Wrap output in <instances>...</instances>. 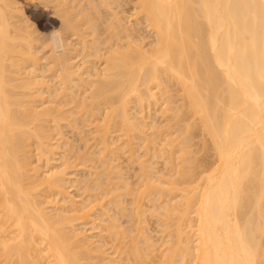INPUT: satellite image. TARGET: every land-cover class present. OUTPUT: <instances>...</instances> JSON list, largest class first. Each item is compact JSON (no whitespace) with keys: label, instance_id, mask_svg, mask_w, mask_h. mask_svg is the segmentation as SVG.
<instances>
[{"label":"bare ground","instance_id":"6f19581e","mask_svg":"<svg viewBox=\"0 0 264 264\" xmlns=\"http://www.w3.org/2000/svg\"><path fill=\"white\" fill-rule=\"evenodd\" d=\"M44 2L46 4H55L56 8L59 9L58 14H61L66 19L65 23L66 25L68 23L69 29H74L72 32L75 31L74 34L77 32V36L79 33L81 38L78 36V39H82V41L80 39L79 41L82 42V47L85 46V48L81 47L82 49L90 48L92 41H89V38L95 34L94 37H91L93 38L94 46V48L91 46L94 51L92 55L99 53L96 57L98 55L105 56L106 59L98 56L105 59V66L102 65V68H104L101 69L102 72L99 70L100 68L98 69L99 73H97V70L95 71L96 77L94 73L95 79L92 78L94 79L92 83L90 80L89 82L87 81L88 84L91 83L88 87V85L84 84L83 65L75 69L76 63L74 64V61L70 63L71 57L69 56V59L67 56V51H69L67 43H64L63 40L57 41V47L61 49L57 52L53 48L51 39L52 48L51 50L49 49L51 51V55H49L51 60H47L48 62L45 65L48 66V69L46 68L45 71L55 72L56 78H53L57 79V81L54 88L57 87V89H53L46 84L48 82L43 81V78L38 75L39 73L37 74V71L40 70L39 64H41L38 61L43 58L39 57L41 55H36L38 50H36L35 45L39 43L35 44L37 38L35 39L32 36L35 31L33 33L28 31L27 23L25 22L27 20L24 21L26 27L24 25L21 26V22L25 18L23 16L24 18L22 19L21 12L24 11L21 10L15 0H0V264H264V0H44ZM128 2L132 4L134 10L132 15L137 18L134 26H132L133 24H128L129 18L127 16L122 15V12H126L125 9L126 5L129 4ZM108 14L110 18L105 17ZM103 17L106 18L108 26ZM18 18L22 21L20 22ZM143 25H145V28ZM67 26L64 27L68 29ZM101 27L102 29L105 28L101 30ZM141 29H147L151 33V37H153L148 47H146L147 44H142L145 39H143V34L140 35L144 31ZM139 30L142 32L138 33ZM100 36L102 39H100ZM139 37H142V39ZM95 39L97 41L100 40L101 43L100 41L98 43ZM88 42H91L89 46ZM32 51H34L33 54ZM77 51L79 52L78 48L75 51L78 54ZM88 55H91V53H88ZM42 72H44V67ZM78 81L84 82L82 84L87 87L84 86L86 89L83 88L86 92L82 90V97L75 94L73 99L69 98L71 89L74 91V88H78V85H80L77 84ZM175 86H178V89H175ZM42 87L48 88L50 95L52 94L53 100L51 102L55 103L58 101V107L54 104V106L52 105L53 107L50 106L52 103L47 107L49 101L46 104L43 103V105H46L42 106L43 108H39L38 104L34 103L36 100L38 103L43 100L42 96L39 95L43 94L41 91L47 93V90L45 91V88L43 89ZM88 88H92L90 89L91 91ZM59 89L65 91H62L65 93L63 96H68L67 100L69 103L67 105V100H64L66 97L63 99L66 102L61 100L63 93L59 95L61 93ZM87 92H89V95L86 94ZM180 92L181 94H179ZM53 94L59 95V100ZM176 94L179 95L177 96ZM23 95L27 97L24 98ZM83 95L85 96L83 97ZM19 96L20 99L18 98ZM39 96H41L42 100ZM77 96H80L79 99L83 98L77 101H81V104L86 99L82 104L84 106L87 103V98L90 104V98L91 100L93 99L92 103H94L91 104L92 106L97 104L96 107L91 106L90 110V106L86 105L87 107L85 108L88 109L87 111L90 114L96 115L97 112L95 110L99 111L101 105L104 107V110H102L104 111L103 120H100L102 119L101 111L98 121L96 120L95 122L99 124L101 121V123L105 122L107 125L101 124L102 126L104 125L103 128L97 125L95 131L92 130L99 135L97 140L101 141V143L99 142L101 144L99 145L103 147L100 148L101 152L103 149L114 153L113 151L116 149L121 150L125 147V143L118 145L115 144L114 138L110 139L109 128H112L113 125H115V128L120 127L117 130L124 132V134L121 133L122 136L130 133V135L136 133L142 136L143 127L145 126L142 125V122L137 121L140 117L133 116L131 112L135 103L136 106L141 107V115L144 108H146V104L148 107H151L152 104L157 106L161 98L163 105L165 104L164 108L161 107V103L159 105L163 112L168 114L171 111L169 118H173L170 120L175 119V124L177 123L180 128L184 127L183 130L179 127L178 129L175 128L178 131L176 132L175 130L174 133H177V135L183 133V135L179 134L176 136V139L180 137L177 140L172 137L173 140L171 141V133L168 129L169 127L171 130V122V127L167 126V128L162 130H156L155 135H160L159 138L164 137V134L165 138L170 137L168 141L170 146L168 143L165 144L167 142L165 139H162V141L165 140L164 142L161 141L162 145L165 144V146L163 148L158 147L157 143L155 147L156 143L154 142L157 137L150 138L154 134L148 135L152 140L155 138L154 141L147 138L144 141L146 143L149 141L146 144V150H151V153H154V151L152 152V149H154L157 154L159 148L160 152H166V154L169 152L166 156H168L170 161L167 162H171V166L176 163L177 167H175L176 169L174 168L175 170L173 169L175 172H172L174 175L170 180L162 179V182L159 181L160 183L154 182L158 178L154 180L153 177L151 178V174L146 177V171L145 174L142 173L145 176L142 182H146L145 185H142V188L145 186V190L141 189L143 191L141 193L142 199L143 195H147L150 198L151 195L155 196V194H159L158 196L161 200H165L166 197L168 198L175 193V198L179 194L182 197H180L182 202L179 204L182 207L178 206L179 202H176L177 204L172 202L174 201L173 196L170 197L171 200H169L170 198L166 200L172 203L166 202L168 203V205L165 204L166 207L164 204L160 205L163 208L161 210L163 211L162 214L165 213L163 217L165 221H163H167L166 224L163 222L166 226L163 223L162 225L168 228L170 226V228H164L166 231L168 230L165 232V234L167 233L166 235L163 234L164 238H167L163 245L165 248L160 250V252L158 251V254H156L157 252L154 254L153 251L158 246L156 245L157 247L152 248L153 245L149 242L150 238L148 236H144V240V237L141 236L143 234L140 235L139 232L141 231L136 230L137 228L134 229L138 231V234L131 236L128 232H132L133 230L131 231L130 228L133 229V227L125 226L130 230L126 228L124 230V226L120 228L119 226L122 224L117 225L118 223L115 227V223L112 225L114 229L111 226L109 227L111 230L109 232V242L111 244L109 249L104 250L101 248L102 246H99L100 243L98 244L99 247L96 246L95 242L86 234L82 236L83 234L75 226V221L87 220L89 216H92V213H90L92 209L90 210L88 206H78V208L75 207L72 210L70 206L72 211L68 212L69 205L64 203L66 206L63 204V206H60L58 205L60 204L59 201H53L55 194L64 195L67 193L64 184L68 170L66 167L65 170L47 166L46 171H41L43 167L34 162L33 155L38 150L39 153L37 152V154L41 155L40 158L45 157L48 161L50 154L56 152L55 149L57 150V147L51 143L53 136L54 139L56 138L52 134L54 133L52 130L53 124L58 123L59 128V123L61 122L62 126L60 127L62 128L64 126L63 122H65L62 120L67 119L68 121L69 119L72 125L76 122L77 127L79 126L78 124L84 121L86 125V119H83L84 121L82 122L81 118H86L88 112L81 108L80 103L76 102ZM174 97L177 99H174ZM60 100L62 103H60ZM74 100L76 103L73 102ZM72 102L75 104L71 108L73 110L75 108V111L70 110V107H68L70 109H66ZM172 103L176 106L170 107ZM61 105L62 107H60ZM67 110L71 111V115L72 113L74 114V116L72 115L73 120H71L70 111L68 112ZM76 110H83L82 112L84 113L86 111V115L83 116L84 113L81 112L79 113L82 115L78 114ZM92 114L87 116V118H90ZM76 115L79 118L82 116L80 122ZM193 116L198 117V120ZM93 117L94 120L95 117L97 118V116ZM143 118L139 120L143 121ZM190 118H194V123L196 122L197 126L193 122L190 125ZM89 120L91 119H88L86 126L91 124L92 121L89 122ZM51 121L52 123H50ZM71 121L74 122L72 123ZM184 121L186 124L181 126L180 123L184 124ZM188 121H190V124L187 125ZM38 124L39 127L37 129ZM147 124L144 125L147 126ZM177 124L173 126L175 127ZM49 125H51V128ZM33 126L36 129H33ZM74 127L77 128L75 125ZM174 127L172 128L174 129ZM194 128L196 130L193 131ZM197 128H200L201 132L203 131V133L200 132L201 134L204 135L205 133L210 137L212 147H214L216 153V156H214L217 157L214 165L212 163V165L207 167L206 164L208 163L204 164L206 168H203L201 161L197 162L195 157L196 162L194 161V153L190 155L192 147H189L192 144L195 145L192 139H196L194 136L197 135L199 130ZM81 129L77 130L81 131ZM83 132L85 131L81 133L83 134ZM59 133L62 134L63 132L59 131ZM59 133L58 137H60ZM111 136H113L112 133ZM143 136L145 135L143 134ZM85 138L87 137L83 139ZM61 139L59 141L56 140V142L61 143ZM189 142L192 144L188 147ZM86 143L84 142L82 147L84 145L87 147ZM33 144L37 145L36 149H33ZM63 144L65 145V143ZM99 145L98 147L96 145V147L99 148ZM115 145L117 146L116 149L114 148ZM159 145L161 146V144ZM175 145L176 148L179 147L181 149L177 151L174 148ZM166 146L170 149L166 150ZM70 147H72L71 143ZM77 147L80 146L78 145ZM87 149L91 148L88 147ZM86 150L85 153L83 152L84 154L82 153L83 150L79 152V155L86 156L89 159L88 162L93 161L94 158L91 159L88 156L90 153L86 152ZM102 153L101 155H103ZM176 153L179 155L177 156ZM196 153L198 152L196 151ZM38 155L36 158H38ZM77 155L78 153L76 157H78ZM173 156L174 158L177 157L175 158L176 160L173 159ZM79 157V160L82 159V165L85 161L84 164L86 166L87 160H84L85 158L82 156ZM191 157L194 166L192 162H189ZM40 158L38 161L43 160ZM106 160L104 159V161ZM144 161H141L140 166L142 169L146 167V161ZM172 161L173 163L175 161V163L173 164ZM196 163L200 165L201 169L203 168L202 170L200 169L201 171L198 170L199 172L196 169L198 167ZM189 168L193 172L196 170L194 175H192L193 172L191 171V173ZM108 170L111 172L109 168ZM202 171L206 172V174L203 173V175L199 176ZM197 173L200 174L198 175ZM110 175L108 173L104 177ZM187 175H191L193 179L190 177L188 178L189 181L185 179L186 185V182L190 184L192 181L196 182V178L201 177L200 181L198 178L200 183L197 181L194 186L195 188L199 184V188L197 187L199 190L196 188V190L192 189L193 186L191 188L179 187L181 188L180 192L178 184L182 182L183 185V177L187 178ZM114 176L116 177L115 174ZM102 177L103 175H101V180ZM148 178L154 181H150ZM104 180L105 178L102 181ZM178 180L180 182H177ZM106 181L108 182V179ZM100 183L102 189L110 186L109 183L103 187V183ZM114 186H117V184ZM139 187L141 188V185ZM108 189L110 190V188ZM177 189L180 193H177ZM45 190L50 193L44 194ZM109 190H107V196L109 195ZM112 190L109 192L110 194ZM52 194H54L53 199H51ZM98 197L100 196L98 195ZM94 199H97V197ZM181 199L179 200L181 201ZM121 201L123 202V200ZM56 202L58 203L56 204ZM64 202L67 203V201ZM90 206L92 208L91 204ZM126 207L124 205V208L122 207L123 210ZM155 208L157 212L160 207ZM127 210L129 211V208ZM133 210L135 209L133 208ZM73 211L74 214H72ZM126 211L125 214H127ZM75 212L78 213L75 214ZM128 215L126 216L129 217ZM132 215L134 217L137 216L135 211ZM134 217H132L133 221ZM130 223L133 224V222ZM129 236H131L130 239ZM127 237L128 239L126 240ZM152 238L151 241H154ZM141 239L148 246H142ZM146 240L147 242L145 243ZM93 244L94 247L92 246ZM159 247L161 248L162 246ZM101 249H103L102 254L99 252ZM94 251H98L97 255H100H95L97 252L95 253Z\"/></svg>","mask_w":264,"mask_h":264},{"label":"rangeland","instance_id":"374dc122","mask_svg":"<svg viewBox=\"0 0 264 264\" xmlns=\"http://www.w3.org/2000/svg\"><path fill=\"white\" fill-rule=\"evenodd\" d=\"M14 1V0H13ZM15 2L20 6V8H21V10H23L24 12H21L22 13V19L24 18V20L22 21L20 18H18V20L21 22V26H23L24 25V21L25 20H27V21H25L26 23H27V29H28V31H30V32H34L33 33V35L32 36H34V38L36 39L37 38V41H35V44L36 43H39L38 45L36 44L35 46V48H36V50H38L37 52L39 53H37L36 55H41V56H39V57H41V58H43V59H40L38 62L40 63L41 62V64H39V66H40V70H38L37 71V74L39 75V76H41V78H43V81H46V82H48V83H46L47 85H49V86H51L53 89H57V87H55L54 88V86H56L55 85V83H56V81H57V79H55L56 77H55V72H54V74H53V72L51 71H45L46 70V68L48 67L47 65H45L48 61L47 60H51V57L49 56V55H51V39L53 38V36H54V34H56V33H60V34H62V36H64L63 37V41H64V43H67L66 45H67V48L69 49V51L71 52V49H72V52L70 53L69 51H67V56H68V58L70 59V57H71V59L73 58V60H71L70 59V63H71V61L73 62L74 61V64L76 65V68L75 69H78V67L79 66H82V67H84V70H82L83 71V73H84V75H83V77L85 78V83L83 82V81H78L77 82V84H80V85H78V88H79V90H77L78 88L76 87V88H74L75 90L74 91H72L73 89H71V91H70V97L69 98H72L73 99V95H80L81 96V94L83 93L82 92V90H84L83 88H85L87 85H88V87L90 86V84L92 83V80H94L95 79V77H96V73H95V71L97 70V73H99L100 71H101V69H104V68H102L103 66L102 65H104L105 64V56L103 57L102 55L100 56V55H98V56H100V57H103V58H105V59H103V58H99L98 56L96 57V55L97 54H99V53H95L96 55H92V52L94 53V51L92 50V48H91V46L94 48V46H93V38H91V37H94L95 36V34H93V36L91 35V37L89 38V36H88V38H89V41H92V43L91 42H88V46H89V43H91L90 44V48L89 47H87L86 49H82V48H85V46L84 47H82L83 46V44H81L82 42H80V41H82V39H80L81 37L79 36V33H78V36L80 37L79 39H80V41H79V39H78V36L76 35L77 34V32H76V34H74V32H72L74 29H72V30H70L69 29V27L67 26L68 25V23H67V25H66V19L65 18H63L62 16H61V14H58L59 13V9L58 8H56V5L55 4H53V3H49V4H46V2H44V0H15ZM129 3V2H128ZM129 4H131V3H129ZM129 4H127L126 5V9H125V11L126 12H122L123 14V16H127L128 18V24H133L132 26H134V24H136L135 22L137 21L136 19V17H135V15H132V14H134L133 12H134V10H133V7H132V4H131V6H129ZM129 6V7H128ZM128 7V8H127ZM24 8V9H23ZM124 8H125V6H124ZM132 8V9H131ZM128 9V10H127ZM131 9V10H130ZM92 12V11H91ZM24 13V14H23ZM106 13V12H105ZM108 13V12H107ZM131 13V14H130ZM59 15V16H58ZM94 15V14H93ZM104 15V14H103ZM102 15V16H103ZM24 16V17H23ZM27 17V18H26ZM95 17V16H94ZM105 17H108V18H110V15L108 14L107 16L105 15ZM105 17H103L105 20H106V18ZM61 18V19H60ZM135 18V19H134ZM18 20H16V21H18ZM135 20V21H134ZM64 21V22H63ZM127 21V20H126ZM97 22V21H96ZM105 22V21H104ZM104 22H102L103 24H105ZM132 22H134V23H132ZM25 23V24H26ZM64 23V24H63ZM100 23H101V21H100ZM106 24H107V20H106ZM99 25V24H98ZM25 25H24V27H26ZM31 26V27H30ZM67 26L68 27V29H66L65 27ZM101 26V25H100ZM103 26H105V25H103ZM107 26H108V24H107ZM131 26V25H130ZM144 26V28H145V25H143ZM30 27V28H29ZM141 27V26H140ZM140 27H138V28H140ZM64 28H65V30H64ZM100 28V27H99ZM98 28V29H99ZM105 28V27H104ZM103 28V29H104ZM143 28V27H142ZM26 29V30H27ZM34 29V30H33ZM59 29V30H58ZM63 29V30H62ZM88 29H89V31L91 30L89 27H88ZM102 29V27H101V30H103ZM141 30H144V29H141ZM146 30V31H145ZM144 31H143V33H140V32H142V31H140L139 30V32L138 33H140V35L141 34H143L142 36H143V39H145L144 40V42L142 43L143 45H145V44H147V46L146 47H148V45H149V43L152 41V39H153V37H151V33L147 30V29H145ZM88 31V32H89ZM100 31V30H99ZM68 32H70V33H68ZM91 32V31H90ZM93 32V31H92ZM95 33H97V32H95ZM137 33V34H138ZM98 36V35H97ZM102 36V35H101ZM101 36H100V39H102L101 38ZM105 36V35H104ZM138 36H139V34H138ZM149 36V37H148ZM52 37V38H51ZM83 37V36H82ZM103 37V36H102ZM145 37V38H144ZM42 38V39H41ZM139 38H141L142 39V37H139ZM84 39V38H83ZM87 39V38H86ZM140 39V40H141ZM38 40H39V42H38ZM96 40V39H95ZM139 40V41H140ZM68 41V42H67ZM78 41V42H77ZM97 41V40H96ZM98 41H100V40H98ZM97 41V42H98ZM41 42V43H40ZM80 42V43H79ZM95 42V41H94ZM141 42H142V40H141ZM96 43V42H95ZM99 43V42H98ZM100 43H101V41H100ZM68 44H70V45H68ZM81 44V45H80ZM87 44V43H86ZM46 45V46H45ZM49 45V46H48ZM87 46V45H86ZM45 47V48H44ZM71 47V48H70ZM78 48L79 49V52H78V54L75 52L76 51V48ZM82 47V48H81ZM35 48H33L34 50H35ZM75 48V49H74ZM32 49V50H33ZM50 49V50H49ZM84 50V51H83ZM86 50V51H85ZM95 50V49H94ZM74 51V52H73ZM28 52H31V51H28ZM49 52V53H48ZM84 52V53H83ZM34 53V51H32V54ZM73 53V54H72ZM76 53V54H75ZM80 53V54H79ZM88 53H91V55H88ZM102 54V53H101ZM72 55V56H71ZM76 55V56H75ZM86 55H87V57H86ZM70 56V57H69ZM75 56V57H74ZM88 56H89V58H88ZM93 56V57H92ZM48 59H47V58ZM90 57H92V58H90ZM67 58V59H68ZM85 59H86V61H85ZM49 60V61H50ZM89 61H91V62H89ZM87 62V63H86ZM103 62V63H102ZM50 63V62H49ZM86 64V66L88 67H86L85 66V64ZM73 64V63H72ZM80 64V65H79ZM105 66V65H104ZM43 67H44V72H42L43 71ZM81 67V68H82ZM92 67V68H91ZM42 68V69H41ZM97 68V69H96ZM100 68V69H99ZM48 69V68H47ZM95 69V70H94ZM100 71H99V70ZM40 71V72H39ZM91 72L92 73V75H91V73H87V72ZM94 71V72H93ZM99 71V72H98ZM46 72V73H45ZM49 72V73H48ZM102 72V71H101ZM85 73H86V75H85ZM95 73V74H94ZM54 76H53V75ZM57 74V73H56ZM95 75V77H94V75ZM23 77H24V75H22ZM42 76H44V77H42ZM53 77H55V78H53ZM92 78H94V79H92ZM45 79V80H44ZM88 79V80H87ZM55 80V81H54ZM89 80L91 81V83L90 84H88L87 83V81L89 82ZM79 82H81V83H79ZM82 82L86 85H83L82 84ZM87 83V84H86ZM82 84V85H81ZM47 85H45V86H47ZM85 86V87H84ZM48 87V86H47ZM178 86H175V89L177 88ZM43 89L45 88V91L47 92V93H44V91H41V93H43V94H39V95H41L42 96V98H43V100H42V98H41V96H39L40 98H41V100L42 101H39V103H38V101L36 100V102H34L35 104H38L37 106H39V108H43L42 106H46L45 104L47 103V107L53 102H51V100H53L52 99V94L50 95V93H49V91H48V88H46V87H42ZM62 88V87H61ZM87 88V87H86ZM85 88V89H86ZM63 89V88H62ZM62 89H59V92H61V93H59V95L60 94H62L63 92H65V91H63ZM89 89V88H88ZM90 89H92V88H90ZM89 89V90H90ZM178 89V88H177ZM40 90H42V89H40ZM89 90H87V91H89ZM63 91V92H62ZM85 91V90H84ZM91 91V90H90ZM89 91V92H90ZM176 91H178V90H176ZM175 91V92H176ZM72 92V93H71ZM81 92V93H80ZM86 92V91H85ZM89 92H87L86 94L87 95H89ZM175 92H173V93H175ZM49 93V94H48ZM178 93V92H177ZM65 93H63L61 96H63ZM72 94V95H71ZM179 94H181V92L179 93ZM179 94H176L177 96L179 95ZM53 95H55V94H53ZM58 95V96H59ZM172 95H174V94H172ZM44 96V97H43ZM56 96V95H55ZM58 96H56L57 98H58ZM80 96L78 97L77 96V98L78 99H76V102L77 101H79V100H82V99H79L80 98ZM85 95H83V97H84ZM176 96V97H177ZM23 97L25 98V97H27V96H24L23 95ZM29 98H31L30 96H28ZM56 97H54L55 99H57ZM60 97V96H59ZM66 97V99H64ZM75 98H76V96H74ZM82 97V96H81ZM176 97H174V99L176 98ZM19 99H20V96L18 97ZM22 98V97H21ZM67 98H68V96L66 95V96H63V98L61 99V100H67ZM178 98V97H177ZM176 98V99H177ZM44 100H46L45 102H44ZM57 100H59V98L57 99ZM60 100V101H61ZM63 100V102H66V101H64ZM86 99H84V101H85ZM89 99L87 98V103L89 102L88 101ZM55 101V100H54ZM72 101V100H71ZM70 101V102H71ZM84 101L82 102V104L84 103ZM90 101H91V104H93L92 103V101H93V99L91 100V98H90ZM73 102H75V100L73 101ZM72 102V103H73ZM75 102V103H76ZM41 103V104H40ZM43 103H45L44 105H43ZM55 103H57V104H55ZM55 103H52L50 106H52L53 104L54 105H56L57 107L59 106L58 105V101H56ZM60 103H62V101L60 102ZM69 103V101L67 100V102H66V105ZM72 103H70V104H72ZM75 103H73L72 105H70L69 104V106H67L66 107V105H65V107H66V109H70ZM78 104L80 103L81 104V101L80 102H77ZM86 103V102H85ZM86 103V105H88V107H89V110L92 108V107H96V102H95V104L96 105H94V106H92L90 103H88L87 104ZM160 103H161V107L162 108H164L165 106V104L163 105V100L160 98ZM160 103H159V105H160ZM179 103H180V101H179ZM65 104V103H64ZM81 104V108L83 109L84 108V110H88V109H86L85 107H87L86 105L84 106V105H82ZM90 104V105H89ZM176 104V103H175ZM41 105V106H40ZM53 105V106H54ZM155 105V104H154ZM159 105H157V106H153V104H152V106H153V108H152V106L151 107H148V105L146 104V108H144V111H145V113H144V111H143V113H141V115H140V108L141 107H139V106H136V103L133 105V108H132V110H134V111H132L131 110V112H132V114H133V116H135V117H140L139 119H141V118H143L142 120L143 121H141V120H137L138 122H142V125L143 126H145V127H143V134L145 135V136H143V134H142V136L141 135H139V134H132V135H127L126 134V136H122V134L121 133H123L124 134V132L122 131H118L117 130V128L119 127L118 125V127L117 128H115L114 126L115 125H113L112 126V128H109L110 130V134H109V136L111 137L110 139H112V138H114V140L116 141V143L115 144H122V143H125V147H123V149H121V150H117L116 148H117V146L115 145L114 146V148L116 149H114L115 151H113L114 153H112L110 150H108L109 152H111V153H109L108 151H105V150H103L102 149V152H101V149L100 148H103L102 146H100L101 144V141L100 140H97L98 138H97V136H99L97 133H95L94 131H95V128L97 127V125L98 126H102L101 124H105V122H102L101 123V121L103 120V117H102V115L104 114V111H102V110H104V107H103V105H101L100 107L101 108H103V109H101L100 107H99V111H97V109L95 110L96 112H97V114L96 115H93L92 113V116L89 118H87V116H90L91 114L89 113H87V115H86V111H85V113L84 112H82V111H79V110H76V112H78V114H81V113H84V115L83 116H85L86 115V118L84 117V118H81L82 120V122L86 119V125H87V121H88V119H91V120H89V122L90 121H94L93 123L91 122V124H88V126H86L85 125V121L83 122V123H80V124H78L79 126L77 127V123L75 124H71L70 123V120L68 119V121H67V119L66 120H62V121H65V122H63V127H66V128H64L63 129V127L61 128L60 126H62V123L60 124L59 123V128H60V130H59V128H58V123L56 124L55 122H53V123H55V124H53V126H52V130H53V132L54 133H52L53 135H55V139H54V136H53V141L51 142V143H53L54 144V146H56L57 147V150L55 149V151L56 152H54V153H51L50 154V159H49V157H48V161H50V162H48L46 159H45V157H43V158H40L41 157V155H38L37 154V152L39 153V151L37 150V151H35V155H33V157H34V162H37L38 164H40V165H42V167H43V169H41V171H46L45 169H47L48 167H54V168H57V169H65V167H66V169L68 170L67 172V174H66V180H65V184H64V188H65V191L68 193H66V194H64V195H59V194H55V199H53L54 198V194H52L53 196H51L52 198L51 199H53V201H59V203L60 204H58V205H60V206H63V205H69V211L68 212H71L72 210H73V208L75 209V207H77L78 208V206L79 207H83V206H88L89 207V209L91 210V212L90 213H92L91 215L92 216H89V218H87V220H82V221H75V226H76V229L78 230V231H80L83 235L82 236H85V234H86V236H88L90 239H92V241H94L95 243V245L96 246H98V244L100 243V247L101 248H103L104 250L106 249H109V247L111 246V244H110V242H109V238H110V233L109 232H111V230L109 229V227L111 226V227H113L112 225L115 223V225H114V227L116 226V224L117 225H120V224H122V225H120L119 227L120 228H122L123 226V228H124V230H125V228L127 229V227H125V226H131V227H133V229L132 228H130L131 229V231L133 232V234H132V232H128V234L130 235L131 234V236L132 235H134V234H138V231H135V229L136 230H140L141 232H139V234L141 235V234H143V235H141V236H148V238H150L149 240V242L151 243V245H153L152 246V248H154V247H157L156 249H157V251H156V249H154L153 251H154V254H155V252H157L156 254H158L159 252H160V250H163V248H165V247H163V245L165 244V242L164 241H166V237L164 238V235H166L165 234V232H167L165 229H167L168 227H163V225H164V223L166 224V222H164L165 220H164V215H165V213H163L162 214V212L163 211H161V210H163V208H161V206L164 204V206L166 207V205L165 204H167L168 205V203H166V202H168L169 200H171V198L170 197H174V201H172V202H174V203H178V206H179V204H180V202H182V197L180 196V194H179V196L177 197L176 196V198H175V196L174 195H176V193L173 195V194H171L172 196H170V197H164L165 198V200L164 199H159V194L158 195H156L155 194V196H150V198H148L147 197V195H143V199H142V190H145V186H143V188H142V185H145V181H143L144 182V184H143V182H142V180H144V178H145V176H143V174L142 173H144L145 174V171L147 172L146 173V177H147V175L148 176H150V174H151V178L153 177L154 178V180L156 179V178H158V180L156 179L155 181L153 180V179H150V178H148L150 181L151 180H153L154 182H156V183H158L159 181H161L162 182V179L163 180H170L171 179V177H173V173L175 172L174 170L176 169L175 167H177V164L175 163V161H174V163H173V161H172V163L174 164V166H171V162H167V161H170L169 159H168V156H166V155H168V153L166 154V152L165 153H163V152H160V148H159V150H157L158 152H157V154H156V150H154V149H152V152L154 151V153H151L150 151L151 150H146L147 148V145L146 144H148L149 143V141H148V143H146V142H144V141H146L147 139L148 140H151V141H154L155 140V138H156V140H155V142L154 143H156V145H155V147L157 146V143H158V147H161V148H163V146H165V144H167L168 143V145L170 146V144H169V138L171 137V139H170V141L171 140H173V139H176L175 137L176 136H178L179 134L180 135H183V133L181 134V133H179L178 135H177V133H174L175 132V130H176V132L178 131L177 129H178V127L180 128V126H178V124H177V126H173V125H176L175 124V121L174 120H170V119H172V118H169L170 117V115H171V111L170 112H168V114L167 113H164L163 112V109H161V107L159 106ZM173 105V106H172ZM52 106V107H53ZM64 106V105H63ZM77 106H79V105H77ZM76 106V107H77ZM83 106V107H82ZM92 106V107H91ZM174 106H176V105H174L173 103L170 105V107H174ZM60 107H62V105L60 106ZM68 107H70V108H68ZM137 107V108H136ZM38 108V109H39ZM77 108H79V107H77ZM80 108V109H81ZM98 108V107H97ZM135 108V109H134ZM66 109H64V110H66ZM138 109V110H137ZM143 109V108H142ZM148 109V110H147ZM153 109V110H152ZM40 110V109H39ZM70 110H73V108H71ZM70 110H67L68 112L70 111ZM148 111V113H147V111ZM149 110H151V111H149ZM73 111H75V108H74V110ZM101 111H102V113H101ZM106 111H107V109H106ZM162 111V112H161ZM67 112V113H68ZM79 112H81V113H79ZM91 112V111H90ZM96 112H93V113H96ZM134 112H135V114H134ZM137 112V113H136ZM173 112V111H172ZM100 113H101V117H102V119H100L101 121H100V123L98 124V122L96 123L95 121L98 119V117L100 116ZM164 113V114H163ZM77 114V115H78ZM145 115V116H143V115ZM170 114V115H169ZM68 116H69V113L67 114ZM72 115L74 116V114L72 113ZM72 115H71V111H70V116H71V120H73L72 118ZM76 115V118H78L79 120V122H80V118L78 117ZM82 115V114H81ZM167 117H166V116ZM80 116V115H79ZM93 116H97V118L95 117V120H94V117ZM148 116V117H147ZM92 117H93V120H92ZM193 117H195V116H193ZM146 118V119H145ZM187 118V117H186ZM84 119V120H83ZM168 121H167V120ZM195 119H197L198 120V117L196 118L195 117ZM145 120V121H144ZM147 120V121H146ZM187 120V119H186ZM190 121H188V123H187V125L188 124H190V125H192V122L194 123V118H190L189 119ZM98 121V120H97ZM72 123L74 122V121H71ZM149 123V124H147V123ZM172 123V127H174V129L171 127V123ZM187 122V121H186ZM190 122V123H189ZM49 123V122H48ZM50 123H52V121L50 122ZM68 123V124H67ZM69 123H70V125L71 126H73L72 127V129H71V126L69 125ZM169 123V124H168ZM196 123V122H195ZM194 123V125L195 126H197L196 124ZM34 124V123H33ZM32 124V125H33ZM93 124V125H92ZM144 124H147V126L146 125H144ZM154 124V125H153ZM156 124V125H155ZM186 123H185V121H184V124H182V123H180V125L181 126H184ZM31 125V126H32ZM52 125V124H51ZM51 125H49L50 126V128H51ZM55 125H56V127H55ZM68 125V126H67ZM74 125L77 127V128H75L74 127ZM82 125V126H81ZM85 127H84V126ZM105 125H107V124H105ZM152 125H153V127H152ZM34 126L36 127V125L34 124ZM33 126V129H36L35 127ZM158 126V127H157ZM167 126H170L171 127V130H170V128L168 127V129H169V132L171 133V136L170 137H167V138H165L166 136H165V134H164V137H162V138H159V136L160 135H158V134H156L155 135V133L158 131L157 129H160V130H162V129H164V128H167ZM38 127H39V124L37 125V129H38ZM68 127V128H67ZM70 127V128H69ZM83 127V128H82ZM91 127H93V128H91ZM104 127V125L101 127V128H103ZM106 127V126H105ZM147 127V128H146ZM156 127V128H155ZM193 127V126H192ZM55 129V131H56V133H55V131H54V129ZM76 130H75V129ZM81 129V131L80 130H77V129ZM120 128V127H119ZM153 128V129H152ZM175 128H177V129H175ZM183 128L184 127H182V128H180L181 130H183ZM196 128V127H195ZM193 129V131L194 130H196V129ZM84 129V130H83ZM87 129V130H86ZM115 129V130H114ZM179 129V131L180 132H182L181 130ZM197 129H199L198 130V132H197V135L196 136H194L196 139H192L193 138V136H191L192 138H190V139H192V141L194 142V144L195 145H193L191 142H189V144H188V147L192 144V146H190L189 148H191L192 149V151L191 150H189V151H191V153H190V155H193V153H194V155H193V158L195 157L196 158V160H197V162L199 161H201V163L203 164H201L202 166H204V164H206V163H208V164H206L207 165V167L208 166H210V165H212V163H213V165L215 164V161H216V158L217 157H215L216 156V153H215V149H214V147H212L213 145H212V143H211V139H210V137L207 135V134H205L204 133V135L203 134H201V133H203V131L201 132L200 131V128H197ZM92 130H94V131H92ZM144 130H145V132H144ZM157 130V131H156ZM186 130V129H185ZM192 130V129H191ZM50 131H51V129H50ZM59 131L60 132H63L62 134L61 133H59ZM75 131H77V132H75ZM80 131V132H79ZM82 131H85V132H83V134L81 133ZM153 131H154V133H153ZM193 131H192V133H193ZM52 132V131H51ZM172 132H173V135H175V136H173L172 135ZM183 132H185V131H183ZM191 132V131H190ZM201 132V133H200ZM58 133L60 134L59 136L60 137H58ZM85 133V134H84ZM111 133H112V135L113 136H111ZM147 133V134H146ZM199 133V134H198ZM81 134V135H80ZM95 134V135H94ZM154 134V136H150V135H153ZM185 134V133H184ZM194 134V133H193ZM61 135H63V136H61ZM64 135H65V137H64ZM87 135V136H86ZM120 135H121V137H120ZM150 136V138H152V137H155V138H153L154 140H152V139H150L149 138V136ZM82 136V137H81ZM94 136V137H93ZM96 136V137H95ZM134 136V137H133ZM140 136V137H139ZM148 136V137H147ZM161 136H163V135H161ZM84 137H87V138H85V139H83ZM119 137H120V139H119ZM172 137H173V139H172ZM61 139V143H59L58 141ZM64 138H65V141H64ZM90 138H91V140H90ZM96 138V139H95ZM143 138H144V140H143ZM147 138V139H146ZM178 138H180V137H178ZM177 138V139H178ZM83 139V140H82ZM89 139V140H88ZM94 139V140H93ZM118 139V140H117ZM127 139V140H126ZM141 139V140H140ZM146 139V140H145ZM162 139H165L167 142L164 144V145H162L163 143L162 142H164L165 140H163L162 141ZM176 139V140H177ZM56 140H58L57 142H56ZM70 140V141H69ZM85 140V141H84ZM88 140V141H87ZM97 140V141H96ZM130 140V141H129ZM62 141H64V142H62ZM66 141H68V142H66ZM86 141H87V143H86ZM133 143H132V142ZM157 141V142H156ZM162 141V142H161ZM71 143V145H72V147H70V143ZM84 142L87 144V147H86V145H84V147H82L83 146V144H84ZM88 142H89V144H88ZM96 142V143H95ZM100 142V143H99ZM129 142V143H128ZM197 142V143H196ZM58 143H59V146H58ZM63 143H65V145L63 144ZM67 143V144H66ZM144 143V144H143ZM60 144H62L61 146H60ZM82 144V145H81ZM100 144V145H99ZM128 144V145H127ZM131 144V145H130ZM159 144H161V146L159 145ZM197 144V145H196ZM73 145H76V146H73ZM80 146V147H77V146ZM96 145H97V147H98V145H99V148H97L96 147ZM178 145V144H177ZM33 147V149H36V144H33L32 145ZM104 146V145H103ZM127 146V147H126ZM178 146H180V145H178ZM195 146V147H194ZM59 147H61V148H59ZM66 147V149H64ZM70 147V148H69ZM76 147V148H75ZM91 148V149H87V148ZM129 147H130V149H129ZM167 147V146H166ZM182 147V146H181ZM59 148V149H58ZM80 148H82V149H80ZM84 148V149H83ZM126 148V149H125ZM142 148V149H141ZM145 148V149H144ZM165 148V147H164ZM175 149H177V151L178 150H180L179 149V147H177L176 148V145H175V147H174ZM188 148V149H189ZM71 149V150H70ZM74 149V150H73ZM87 149V150H86ZM95 149V150H94ZM134 149H136V150H134ZM157 149V148H156ZM168 149H170V148H166V150H168ZM174 149V150H175ZM196 149V150H195ZM212 149V150H211ZM65 150H67V151H65ZM83 150V151H82ZM85 150H86V152H88V153H90V155L88 154V156L91 158V159H93L94 158V160L93 161H89L88 162V160L89 159H87L86 158V156L84 157L83 155H79L80 153L79 152H81L82 151V153L84 152L85 153ZM92 150V151H91ZM94 150V151H93ZM98 152H97V151ZM99 150H100V152H99ZM126 150H128V151H126ZM130 150V151H129ZM132 150H133V155H132ZM162 150V149H161ZM96 151V152H95ZM126 151V152H125ZM196 151L198 152V153H196ZM125 152V153H124ZM148 152V153H147ZM213 152H214V154H213ZM78 153V157H76V154ZM83 153V154H84ZM98 153V154H97ZM100 153V154H99ZM101 153L103 154V155H101ZM136 153V154H135ZM146 153V154H145ZM178 153V152H177ZM177 153H176V155H177ZM95 154V155H94ZM104 154H109V155H105L104 156ZM113 154H115V155H113ZM131 154V155H130ZM164 154V155H163ZM37 155H38V158H36L37 157ZM86 155V154H85ZM94 155V156H93ZM99 155H101V156H99ZM111 155H113V156H111ZM148 155V156H147ZM154 155V156H153ZM175 155V156H176ZM179 155V154H178ZM177 155V156H178ZM215 155V156H214ZM79 156H82V157H84L83 159L84 160H87V163H86V166H85V161L83 162V165H82V163H81V160L82 159H80L79 160ZM87 156V157H88ZM118 156V157H117ZM132 156V157H131ZM156 156V157H155ZM197 156V157H196ZM201 158H200V157ZM204 156V157H203ZM211 156V157H210ZM52 157V158H51ZM67 157V158H66ZM78 158V159H76V158ZM88 157V158H89ZM105 157V158H104ZM164 157V158H163ZM167 157V158H166ZM214 157V158H213ZM39 158L40 159H43L42 161H38L39 160ZM117 158V159H116ZM175 158H177V157H175ZM174 158V156H173V159H175ZM195 158H194V161H195ZM68 159V160H67ZM90 159V160H91ZM102 159H103V161H104V159L107 161V163H106V161H102ZM111 159V160H110ZM132 161H131V160ZM143 159V160H142ZM147 159V160H146ZM148 159H149V161H148ZM166 159V160H165ZM200 159V160H199ZM213 159V160H212ZM102 162H101V161ZM115 160V161H114ZM146 162H145V161ZM176 160V159H175ZM211 160H212V162H211ZM112 161V162H111ZM141 161L143 162H145V165H146V167L144 168L143 167V169L141 168ZM208 161V162H207ZM70 162V163H69ZM100 162H101V164H100ZM108 162H111V163H108ZM148 162V163H147ZM190 163L192 162V157H191V161H189ZM196 162V161H195ZM204 162V163H203ZM37 163H34V164H37ZM69 165H73V166H68L67 164ZM80 163V164H79ZM119 163V164H118ZM140 163V164H139ZM151 165H150V164ZM167 163V164H166ZM189 163V164H190ZM211 163V164H210ZM108 164V165H107ZM148 164H149V166H148ZM172 164V165H173ZM187 164V163H186ZM185 164V165H186ZM195 164V163H194ZM62 165V166H61ZM77 165V166H76ZM92 165H94L93 167H92ZM110 165V166H109ZM176 165V166H175ZM191 165V164H190ZM190 165H188V166H190ZM192 165H193V162H192ZM191 165V166H192ZM198 165V167L196 168V166ZM206 165L203 167V168H206ZM48 166V167H47ZM64 166V167H63ZM75 166V167H74ZM96 166V167H95ZM104 166H105V168H104ZM107 166H109V167H107ZM114 166V167H113ZM123 168H122V167ZM188 166H186V167H188ZM194 166V165H193ZM196 166H195V168L197 169V171L199 170V171H201L202 169H201V167H199L200 165L198 164V163H196ZM41 167V168H42ZM98 167V168H97ZM101 167H102V170H101ZM111 167H113V168H111ZM119 167V168H118ZM151 167V168H150ZM171 167V168H170ZM70 168V169H69ZM105 169V172H104V169ZM108 168L111 170V172L108 170ZM146 168H148V169H146ZM153 168V169H152ZM175 168V169H174ZM192 168V167H191ZM65 169V170H66ZM122 169V170H121ZM124 169V170H123ZM145 169V170H144ZM149 169H151V170H149ZM174 169V170H173ZM188 169V168H187ZM193 169V168H192ZM201 169V170H200ZM64 170V171H65ZM107 170V171H106ZM120 170V171H119ZM189 170H190V168H189ZM100 171H102V172H100ZM114 171H116V172H114ZM119 171V172H118ZM152 171V172H151ZM186 171H188V170H186ZM192 170H190V172H191ZM195 171L196 170H194V172H193V174L192 175H194L195 174ZM198 171V172H199ZM92 172V173H91ZM173 172V173H172ZM191 172V173H192ZM91 173V174H90ZM95 173V174H94ZM100 174L99 176H98V174ZM105 173V174H104ZM108 173H109V175L111 176H108V177H104V175L105 176H107L108 175ZM117 173H118V176H117ZM203 171H202V173L199 175L198 173V175L199 176H201V175H203ZM114 174L116 175V177L118 178H116L115 176H114ZM124 174V175H123ZM190 174V173H189ZM204 174H206V172L204 173ZM95 175H96V177H95ZM101 175H103V177H102V180L105 178V182L104 181H102L100 178H101ZM121 175H122V177H121ZM172 175V176H171ZM167 176V177H166ZM170 178H169V177ZM188 176V177H187ZM186 177L187 178H185V177H181L182 179H183V185H182V182L181 183H179L178 185V188L179 187H181V188H183V187H186V188H188V187H192L193 186V188L192 189H198L199 188V184H198V188L197 187H195L194 188V186L197 184V181H198V178H199V181H200V178L201 177H198V178H196V179H194V180H196V182L194 181H192V182H190V184L188 183V182H186L187 183V185L185 184V182H184V180L186 179V181L188 180L189 181V177L190 178H192L191 177V175L189 176V175H187ZM113 177H114V179H113ZM124 177H125V179H124ZM139 177V178H138ZM96 178V179H95ZM99 180H98V179ZM109 178H112V179H109ZM121 178V179H120ZM108 179V182L106 181ZM193 179V178H192ZM98 180V181H97ZM101 180V181H100ZM123 180V181H122ZM146 180V179H145ZM140 181H141V183H140ZM182 181V180H181ZM190 181H191V179H190ZM198 181V183H200ZM92 184H91V183ZM100 182H104L103 183V187L104 186H106L107 184H109L110 183V186L108 187V186H106V187H108V188H110V190L108 189V188H106V187H104V189H102V185H101V183ZM115 182V184H117V186H114L115 184H113ZM177 182H180L179 180L177 181ZM100 183V184H99ZM106 183V184H105ZM112 183V184H111ZM131 183V184H130ZM139 183V184H138ZM160 183V182H159ZM88 184H90V185H88ZM105 184V185H104ZM130 184V185H129ZM182 186H181V185ZM93 185V186H92ZM126 185V186H125ZM139 185H141V188L139 187ZM88 186V187H87ZM94 188H92V187ZM86 187V188H85ZM98 187V188H97ZM111 187H113V188H111ZM131 187V188H130ZM92 188V189H91ZM133 188V190L131 191V189ZM181 188H179L180 189V192H181ZM86 189H87V191H86ZM91 189V190H90ZM102 191H101V190ZM109 190V192H111V190H112V193L110 194L109 192H108V196H107V190ZM128 189H130L129 191H128ZM136 189V190H135ZM139 189H140V191H139ZM142 189V190H141ZM195 189V190H196ZM85 190V191H84ZM88 190H90V191H88ZM93 190H99L98 192L97 191H93ZM103 190H104V192H103ZM199 190V189H198ZM46 192L44 193V191H42V193H44V194H49L50 192L48 191V190H45ZM114 191V192H113ZM127 191V192H126ZM131 191V193H129ZM139 193H138V192ZM48 192V193H47ZM101 192H102V194H101ZM179 192V190L177 189V193H180ZM90 193H92V194H90ZM104 193H105V195H104ZM125 195H124V194ZM120 194V195H119ZM129 194V195H128ZM56 195H58L57 197H56ZM66 195V196H65ZM98 195L100 196V197H98ZM167 195V194H166ZM63 197V198H61V197ZM92 196H94V197H92ZM114 196V197H113ZM117 196V197H116ZM122 196V197H121ZM139 196V197H138ZM157 196H158V198H157ZM168 196V195H167ZM59 197V198H58ZM90 197V198H89ZM97 197V199H94V198H96ZM113 197V198H112ZM138 197V199H136ZM154 197H156V198H154ZM163 197V196H162ZM181 197V198H180ZM93 198V199H92ZM118 198V199H117ZM134 198H135V200L137 201V203H136V201L134 202ZM153 198V199H152ZM161 198V197H160ZM170 198V199H169ZM181 199V201L179 200V199ZM57 199V200H56ZM72 199V200H71ZM113 201H112V200ZM115 199V200H114ZM142 199V200H141ZM147 199V200H146ZM152 201H151V200ZM167 199H169L168 201H166ZM70 200V201H69ZM97 200V201H96ZM118 200V201H117ZM119 200H120V202H119ZM121 200H123V202L121 201ZM155 200V201H154ZM178 200V201H177ZM64 201H67V203L66 202H64ZM72 201V202H71ZM77 201V202H76ZM112 201V202H111ZM139 201V202H138ZM142 201V202H141ZM157 201V202H156ZM160 201H162V202H164V203H160ZM170 202V201H169ZM172 202H170V203H172ZM58 202H56V204H57ZM65 203V204H64ZM72 203V204H71ZM75 203V205H73ZM88 203H89V205H88ZM120 203V204H119ZM122 203H124V204H122ZM141 203V204H140ZM176 203V204H177ZM63 204V205H62ZM71 204V205H70ZM81 204V205H80ZM83 204V205H82ZM86 204V205H85ZM90 204L92 205V208H91V206H90ZM94 204V205H93ZM116 204V205H115ZM157 204V205H156ZM65 205V206H66ZM124 205L125 206H127L128 208H129V211L131 212H129L128 210L126 211V209H128L127 207L125 208V210H123V208H124ZM161 205V206H160ZM70 206H71V209H70ZM158 206L160 207V208H158ZM123 207V208H122ZM155 207H157L158 209H157V212H156V208ZM179 207H182L181 205L179 206ZM61 208V207H60ZM59 208V210H61ZM133 208L135 209V210H133ZM51 209V208H50ZM50 209H49V211H50ZM153 209V210H152ZM160 209V210H159ZM71 210V211H70ZM159 210V211H158ZM125 211H126V213L127 214H125ZM134 211H135V215H137V216H135L134 217V215H132V213H134ZM141 211V212H140ZM152 211V212H151ZM120 212V213H119ZM142 213L141 215H140V213ZM159 213V214H156V213ZM76 213H78V212H75V214ZM124 213V214H123ZM130 213V214H129ZM152 213V214H151ZM72 214H74V211L72 212ZM81 214V213H80ZM122 216H121V215ZM129 214V215H128ZM116 215V216H115ZM118 215V216H117ZM126 215H128L129 217H127ZM113 218H112V217ZM134 217V221L132 220L133 218L132 217ZM161 216V217H160ZM122 217H123V219H122ZM137 217H139V218H137ZM159 217V218H158ZM119 218V219H118ZM125 218V219H124ZM140 218H142V219H140ZM112 219V220H111ZM118 219V220H117ZM131 219V220H130ZM138 219V220H137ZM158 220H160V221H158ZM164 220V221H163ZM174 220V219H173ZM172 220V221H173ZM127 221H129V222H127ZM130 222H133V224H131ZM139 222H141L140 224H139ZM164 222V223H163ZM128 223V224H127ZM136 223V224H135ZM162 223H163V225H162ZM173 223V222H172ZM74 224V223H73ZM124 224V225H123ZM138 224V225H137ZM161 224V226H159ZM169 224H171V223H169ZM132 225H134V226H132ZM136 226V227H135ZM142 226H144L143 228H142ZM164 226H166V225H164ZM114 227L112 228V229H114ZM118 227V226H117ZM119 228V230L121 231V229ZM135 228V229H134ZM145 228H146V230H145ZM148 228V229H147ZM165 228V229H164ZM169 228H170V226H169ZM168 228V229H169ZM108 229V230H107ZM129 229V228H128ZM127 229V230H128ZM129 229V230H130ZM150 229V230H149ZM162 229H164V231H162ZM85 230V231H84ZM116 230V229H115ZM142 230H143V233H142ZM145 230V231H144ZM161 230V231H160ZM112 232H114V231H112ZM144 232H146V233H144ZM164 234V235H163ZM109 236V237H108ZM131 236H129V239H130V237ZM136 236V235H135ZM138 236V235H137ZM149 236H151V237H153L152 238V240H154V241H151V237H149ZM93 237V238H92ZM139 237V236H138ZM145 237H144V240H145ZM140 238H142V237H140ZM162 238H164L163 240H162ZM128 239V237L126 238V240ZM138 240V239H137ZM111 241V240H110ZM129 241V240H128ZM139 241V240H138ZM141 241H142V246L144 245V247H145V245L146 244H144L143 243V240L141 239ZM140 241V242H141ZM160 241V242H159ZM98 242V243H97ZM104 242V243H103ZM147 242V240L145 241V243ZM148 242V243H149ZM152 242H154V243H156L155 245H154V243L152 244ZM102 243V244H101ZM159 243V244H158ZM161 243H163L162 245H161ZM94 244L92 245L93 247H94ZM140 244V245H141ZM150 245V244H149ZM157 245V246H156ZM98 246V247H99ZM146 246H148V245H146ZM159 246H162L161 248L159 247ZM152 248H151V250H152ZM158 248H160V249H158ZM103 249H101V251H99L100 252V254H102L101 252H102V250ZM159 251V252H158ZM96 254L95 255H97L99 252L98 251H94ZM99 254V255H100ZM99 255H97V256H99ZM96 259H98V258H96ZM99 260V259H98ZM93 261V260H92ZM94 262V261H93Z\"/></svg>","mask_w":264,"mask_h":264},{"label":"clouds","instance_id":"9594fccd","mask_svg":"<svg viewBox=\"0 0 264 264\" xmlns=\"http://www.w3.org/2000/svg\"><path fill=\"white\" fill-rule=\"evenodd\" d=\"M62 39H63V36L60 33L54 34V36L52 38L53 48L57 52H59L61 49L59 47H57L56 42L59 41V40H62Z\"/></svg>","mask_w":264,"mask_h":264}]
</instances>
